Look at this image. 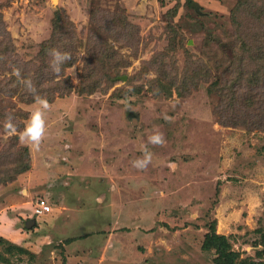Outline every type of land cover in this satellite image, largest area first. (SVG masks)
<instances>
[{
	"label": "rangeland",
	"instance_id": "1",
	"mask_svg": "<svg viewBox=\"0 0 264 264\" xmlns=\"http://www.w3.org/2000/svg\"><path fill=\"white\" fill-rule=\"evenodd\" d=\"M240 2L0 0V264H216L213 221L236 264H264V96L236 125L209 89L239 54ZM52 48L71 57L58 74ZM34 95L39 150L19 140Z\"/></svg>",
	"mask_w": 264,
	"mask_h": 264
},
{
	"label": "trees",
	"instance_id": "2",
	"mask_svg": "<svg viewBox=\"0 0 264 264\" xmlns=\"http://www.w3.org/2000/svg\"><path fill=\"white\" fill-rule=\"evenodd\" d=\"M233 14L236 34L231 44L239 54L236 53V61L223 71L222 76L216 77L210 83L209 89H216L221 94L225 104L224 110L233 113V118L239 121H235L236 125H251L252 121L248 119L252 115L254 104L249 100L264 96V0H241ZM194 74L195 79L200 77V72ZM253 110L258 117L253 122L261 124L264 120V109ZM262 239L264 242V235ZM202 247L206 250H216V264H236L240 256V253L233 249L229 238L217 232L216 221L211 223ZM16 248L19 253L28 252L21 246Z\"/></svg>",
	"mask_w": 264,
	"mask_h": 264
},
{
	"label": "clouds",
	"instance_id": "3",
	"mask_svg": "<svg viewBox=\"0 0 264 264\" xmlns=\"http://www.w3.org/2000/svg\"><path fill=\"white\" fill-rule=\"evenodd\" d=\"M51 60L49 62V66L53 73L58 74L61 71V66L71 57L68 53H62L60 50L52 48L48 50L47 53ZM15 74L19 77V70H15ZM149 77H153L154 73H149ZM20 83L24 85V87L30 93L35 94L36 89L33 85L31 79H21ZM35 103L39 105L28 117L25 121V127L23 131L19 135V140L21 143H28L31 147L39 150L41 142L45 135V113L49 109V101L45 97H41L39 95H34ZM13 117L7 116L4 124L5 132L7 135H12L16 132V127L12 122ZM148 143L152 145L162 146L165 143L163 133L158 130H153V134L149 135ZM143 154L141 157H138L134 160L133 167L139 169H146L148 164L152 161V153L147 149L142 150Z\"/></svg>",
	"mask_w": 264,
	"mask_h": 264
},
{
	"label": "built area",
	"instance_id": "4",
	"mask_svg": "<svg viewBox=\"0 0 264 264\" xmlns=\"http://www.w3.org/2000/svg\"><path fill=\"white\" fill-rule=\"evenodd\" d=\"M37 206L42 212H45V213L51 210V206L49 205L46 199L39 198L37 200Z\"/></svg>",
	"mask_w": 264,
	"mask_h": 264
},
{
	"label": "water",
	"instance_id": "5",
	"mask_svg": "<svg viewBox=\"0 0 264 264\" xmlns=\"http://www.w3.org/2000/svg\"><path fill=\"white\" fill-rule=\"evenodd\" d=\"M194 6L198 9V5L195 3ZM36 220L32 219L31 221L28 222V226H31V224H34Z\"/></svg>",
	"mask_w": 264,
	"mask_h": 264
},
{
	"label": "crops",
	"instance_id": "6",
	"mask_svg": "<svg viewBox=\"0 0 264 264\" xmlns=\"http://www.w3.org/2000/svg\"><path fill=\"white\" fill-rule=\"evenodd\" d=\"M42 213H45V212H42Z\"/></svg>",
	"mask_w": 264,
	"mask_h": 264
}]
</instances>
